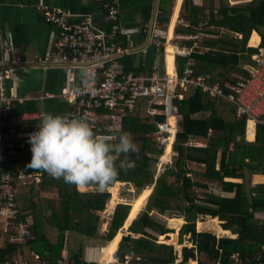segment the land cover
<instances>
[{"label": "trees", "instance_id": "1", "mask_svg": "<svg viewBox=\"0 0 264 264\" xmlns=\"http://www.w3.org/2000/svg\"><path fill=\"white\" fill-rule=\"evenodd\" d=\"M173 4L174 0L160 1L158 18L165 29L170 21ZM181 16L192 25L185 28L190 32H197L198 26L227 30L218 38L203 37L199 44L204 49L197 47L191 52L195 71L209 74V81L221 84L233 79V73L248 75L244 67L255 63L252 55L259 50V47L248 46V40L250 45H256L259 38L256 33H252L250 38L253 30L259 32V46L264 47V0H202L199 6L193 0H184ZM175 18L176 15L173 22ZM233 31L242 36L234 35ZM187 58V55L176 57L180 69ZM123 70L136 71L137 68L126 60ZM174 93L171 89L168 92L167 115L168 124L176 126ZM218 101L208 98L201 89L185 90L183 97L177 100V113L181 117L179 129L175 140V134L170 136L164 152L163 147L148 138V134L157 129L158 122L166 119L164 105H157L158 112L153 116H142L138 109L123 118L114 132L117 136L130 134L139 148V154L129 153L127 157H117L118 167L121 161L126 160V164L119 169L116 183L110 184L111 195L104 196L97 203L95 210L98 216L90 209L92 204L89 209L84 208V202L74 184L66 183L62 178H54L44 170H36L42 172V180L36 185L22 188L18 195L20 217L30 221L35 234V238L26 245L40 257L48 256L55 263L61 255L66 238L68 247L71 239L68 237L71 235L78 233L82 240L92 236L98 217L102 220V228H107L115 204L125 202V199L118 196L119 187L131 182L138 192L148 190L146 195L135 196L131 201L132 208L129 203H118L109 231L99 233L103 244L115 236L107 245H118L116 253L121 259L125 254L132 253L127 264H189L185 255L176 263L177 250L184 253L187 246L182 243L185 239L196 246L197 264L264 263V183L251 185L247 176L250 171L264 173V123H257L255 139L248 141L246 119H226L220 111L222 104ZM249 134L253 137L254 132ZM191 137L206 139L207 145H188ZM28 140H25L26 147L30 148L28 152L17 153L20 149L18 146L7 149L8 162L5 166L0 165V170L10 169L14 174L19 168L34 170L27 167L32 159ZM173 140L175 155L166 166L172 154ZM194 164L199 168L193 167ZM226 177L242 178V181L226 180ZM253 181L264 182V175H254ZM211 184L219 185L223 191L232 195L217 194L211 189ZM145 202V209L140 212ZM154 211L169 217L184 218L179 228L181 243L174 228L154 217ZM205 215L219 216L224 229L218 218L217 230L225 233L231 231L236 236H217L211 231H198L197 221ZM128 227L135 236L130 235L129 241H120ZM51 229H55L54 240L49 236ZM67 231L69 235H66ZM157 233L164 242L158 241ZM17 245L21 246L9 241L7 248H0V261L12 258ZM191 247L189 259L195 262V250ZM81 252L72 248L71 253L79 256ZM234 254H237L236 257ZM77 261L78 264H95L82 259ZM110 262L103 260L100 264ZM117 264L124 263L121 261Z\"/></svg>", "mask_w": 264, "mask_h": 264}, {"label": "crops", "instance_id": "2", "mask_svg": "<svg viewBox=\"0 0 264 264\" xmlns=\"http://www.w3.org/2000/svg\"><path fill=\"white\" fill-rule=\"evenodd\" d=\"M160 1L161 0H118L120 6V14H121L120 15L121 28L117 40L123 47L127 49V53L124 54L119 59L122 68L127 60L128 64L132 63L133 67L137 68L136 71L134 70V72L136 73L153 74V72H156L159 75H164V76L165 75L171 76L175 73L181 74L187 60L190 58L193 60V58L190 56L191 52L197 47H199V49L201 50L204 49V47L200 46L199 44L203 37L207 36L212 38H218L219 36L223 35V32H227V30L225 29L215 30L213 28H203L201 26L197 27V32L195 33L185 30L186 27L192 25L190 24L184 25L182 22H180V20H183V22H188L181 16L182 4L184 0H174L170 21L167 25V28L165 29L162 27L161 22L158 18V15L160 13ZM231 1L236 2L237 0H231ZM193 2L198 6L202 4V0H193ZM44 6L67 10L70 12L74 20H78L82 16H89L91 17L94 26L100 30H108L110 23L107 19L105 10L101 6L100 0H0V33L2 35V40L0 41V75L3 72L7 73V76L4 78V86L6 88L5 91L7 92V94L13 97L11 104V112L14 113L28 112L30 114L45 113L52 115H57V114L67 115L69 111L72 109L73 104L63 99L62 96L60 97L59 93L65 87L77 85L81 81L89 79L90 77L89 69L87 67L76 68L71 65H60V66L52 65L46 68L41 66H32V65H16L13 62V53L10 49L11 47H14L17 53L21 57L30 56L36 58L42 57L45 55V53L53 50L54 42L58 36V27L55 24L46 22L44 18V10H43ZM177 8L178 10L176 11ZM148 15L150 16L147 18ZM175 15L176 18L173 22V17ZM178 26L180 27L179 29H177ZM200 30H204L205 34L202 35L201 37L195 38L194 36L197 35L200 32ZM252 33H256L259 38L258 40H256V45H250L248 40V46L260 47L259 44L261 41V36L259 32L253 30L251 32L250 38L252 36ZM233 34L237 35L238 37L242 36V34L237 33L235 31H233ZM171 35L172 38L170 41L174 48H169L168 50L167 44L169 42V37ZM188 36H193V37H188ZM156 38L159 39L160 41L159 43H157ZM178 55L188 56L186 62L183 64L182 69L178 67V63L176 60V57ZM244 69L248 70L249 65L245 66ZM169 71L172 72L170 73ZM187 89H180V88L175 89L176 131L174 135V140L181 123L180 121L181 117L177 113V100L183 97V94ZM179 92L181 95H178ZM204 93L208 98L219 100L218 102L222 104L220 111L226 119L231 120L234 117L243 118L238 115L236 106L232 102L220 97H211L206 92ZM21 97H26V99L23 102H20L18 101L17 98H21ZM167 98L168 96L166 97V102L164 104L165 106L164 113L166 116L165 120L168 122ZM228 104L233 105V107L235 108L234 115L232 114L231 117L226 116L224 112L225 111L224 109L228 107ZM141 114L142 116H147V114L144 111H141ZM40 122L41 119L38 117L29 118L22 120L19 123L13 125V129L6 130V132L4 133V139L8 145V148H12L13 146H18L20 149L17 150V153L28 152L30 148L26 147L25 140L29 138V134L38 130L37 125H39ZM256 125H254L253 127V132H254L253 138L251 139V137H249L250 138L249 139L248 132H250V127H249V121L246 120V128H247L246 136L248 138V141L249 140L252 141L255 139L254 136L256 134V130H255ZM174 140L172 143V154L166 166L170 162H172L173 156L175 155V152L173 150ZM194 140H195V144H188V145H195V146L207 145L206 139L194 138ZM164 147H163V152H164ZM192 166L199 168V166L195 164ZM163 171L161 172V174L163 173ZM254 175H264V173H257L250 171L247 174V176L251 185H255L257 183H264V182H254L253 181ZM225 179L235 182L242 181V178L226 177ZM123 182H127V181H123ZM127 186L132 187L134 185L131 182H128ZM211 189L215 191L217 194L223 196L232 195V193L223 191L222 188L217 184H211ZM77 190L79 191L80 198L84 202V208L89 209L90 205L92 204L93 207H91L90 209H92V211L98 216L95 207L97 203L104 196L111 195L110 191L112 190V187L108 186L105 189L108 190V192L98 191L97 187H94L92 185H89L83 191L79 189ZM140 192H137L135 196H137ZM117 193L119 197L125 199V202L122 201L120 202L129 203L132 208V204H131L132 200L129 195L131 193H129L128 190L117 191ZM51 195L52 194H49V196ZM120 202H117L115 204L112 210V215L109 218L107 228H102V220L101 218L98 217L97 224L94 229V234L92 236H87L83 238V240L81 235L78 233L74 234L73 237H71L72 235L69 236L68 238L71 237L72 239L69 240L68 247L72 245L70 248L67 247L68 239L66 238L63 248H66V252H67L66 254L71 259L76 260L77 263H78L77 261L78 259L85 260L87 263L95 262V264L103 261V259L99 260V256L101 254H103L104 256L105 254L104 248L106 247L107 243L110 240H112L115 236L109 241H107L105 244H103L101 237H99V233L105 234L109 231L115 207ZM128 215L126 219L128 218ZM138 215L139 214H137V216ZM205 217L209 219L210 217L213 216L205 215L202 217V219L197 221V224L199 221L200 222L206 221ZM214 217L220 219L219 216H214ZM169 218L182 220V222H180L181 224L178 225V227L176 228L175 226H172L171 224L167 223V225L170 228H174L175 232L177 233L178 241L180 242L179 228L184 223V218L181 216L179 217L175 216ZM220 222L222 223L221 219ZM197 224H196V228L198 231H210L209 230L210 226L208 227L204 225L202 226V228H198ZM0 227L2 230L0 238L2 236L4 237L3 240H0V248H7L9 241L7 239V236L5 235L6 233L3 231V224H0ZM129 227L125 231L120 241L122 240L129 241L130 235L135 236V234L129 230ZM168 233H174V232H168ZM224 234H228V233L224 232ZM66 235H69L68 231L66 232ZM76 235L78 237H76ZM228 235L232 237L236 236V234H232L231 231ZM49 236L53 240L55 239V234H52L50 230H49ZM156 236L159 237V234L157 233ZM158 241L164 242L161 240ZM95 242L99 243L98 248L94 246ZM16 244H21V243H16ZM77 245L78 246L80 245V247H78ZM17 246L18 247H16L15 250L12 252L13 255L12 258H6V259L9 260L25 259L30 263H39L41 258H43L40 257L39 254L32 252L31 249L26 244H21V246L19 245ZM192 246L194 247L195 245L192 244ZM117 247H114L113 252L117 251ZM72 248L75 249V251L82 250L81 255L78 256L77 254L71 253ZM7 250L9 251V249ZM195 252L197 253L196 246H195ZM182 254L183 253H180V255ZM184 255H186L185 251H184ZM184 255L181 256V259H178L179 258L178 256L176 263L181 261ZM236 255L237 254H234L235 257Z\"/></svg>", "mask_w": 264, "mask_h": 264}, {"label": "built area", "instance_id": "3", "mask_svg": "<svg viewBox=\"0 0 264 264\" xmlns=\"http://www.w3.org/2000/svg\"><path fill=\"white\" fill-rule=\"evenodd\" d=\"M110 23L108 30H100L93 24L91 17L82 16L74 20L69 11L61 8L44 6L46 22L57 25L58 36L53 50L42 57H21L14 47L13 62L16 65L49 67L52 65H71L76 68L87 67L90 77L77 85L65 87L59 96L73 104L66 115L88 122L99 135H115L114 130L122 123L123 118L134 114L138 109L153 116L158 112L157 105H164L170 87L174 89H201L211 97H220L232 102L239 116L248 121L264 123V47L252 55L255 63L249 66L248 75L233 73V79L209 81L210 75L197 72L194 61L187 60L181 74L159 75L140 74L124 71L119 59L127 53L117 40L120 32V6L118 0H100ZM189 25V22H183ZM147 26V25H146ZM201 29V28H200ZM204 30L194 37H201ZM186 37V36H185ZM193 37V36H188ZM157 43H159V39ZM2 35L0 33V41ZM0 75V164L8 162V145L4 139L6 130L22 120L38 117L42 120L45 113L11 112L13 97L5 91L4 78ZM178 95H181L180 92ZM182 98V97H181ZM23 102L26 97L17 98ZM169 135L168 122H158L157 129L148 134V138L158 146L164 147ZM187 144H195L190 138ZM42 180V173L36 170L18 169L14 174L10 169L0 170V224L10 242L27 244L35 238L30 221L20 217L21 210L18 195L22 188L36 185ZM63 248L61 256L52 263L48 256L39 263H30L25 259H5L0 264H78L71 259ZM132 253L121 259L117 253L109 264L121 261L127 264ZM255 264H261L255 262Z\"/></svg>", "mask_w": 264, "mask_h": 264}, {"label": "clouds", "instance_id": "4", "mask_svg": "<svg viewBox=\"0 0 264 264\" xmlns=\"http://www.w3.org/2000/svg\"><path fill=\"white\" fill-rule=\"evenodd\" d=\"M37 128L29 134L32 159L27 167L44 170L82 191L89 185L104 191L125 167L126 160L117 166V157L139 154L130 134L99 135L84 119L45 114Z\"/></svg>", "mask_w": 264, "mask_h": 264}, {"label": "rangeland", "instance_id": "5", "mask_svg": "<svg viewBox=\"0 0 264 264\" xmlns=\"http://www.w3.org/2000/svg\"><path fill=\"white\" fill-rule=\"evenodd\" d=\"M225 111V114H226V116H228V117H231L232 116V114L234 115V112H235V108L233 107V105H231V104H228V107H226L225 109H224ZM248 135H249V137H251L250 136V134H249V132H248ZM253 137H251V139H252ZM144 189V188H143ZM121 190H128V192L129 193H131V194H129L130 195V198H131V200H133V198L135 197V195L137 194V192L138 191H136V188L134 187V186H132V187H128L127 185L126 186H121V187H119V189H118V191H121ZM130 190V191H129ZM131 190H132V192H131ZM104 191H107L108 192V190H104ZM147 191L148 190H146L145 191V189L144 190H142L138 195H137V197H140V195L142 194V196L143 195H146V193H147ZM49 195V194H48ZM128 195V196H129ZM148 200V199H147ZM147 200H146V202H147ZM146 202L144 203V206L142 207V210L140 211V212H142L144 209H145V206H146ZM152 214H153V216L154 217H156V218H158V219H160V220H163L164 222H167L168 224H171L172 226H175V228L176 227H178V225H180L181 223L180 222H175V221H173L172 222V220H170V218H169V216H167V215H161L160 213H158V212H156V211H154V212H152ZM205 220L206 221H208L209 219L208 218H206L205 217ZM181 222H182V220H181ZM220 224H221V222H220ZM199 228V227H198ZM213 227H209V230L210 231H212V232H215L216 234H217V236L218 235H222V234H224V232H220V231H218L217 229H215V228H213ZM51 231V233L52 234H55V229H51L50 230ZM229 231V230H228ZM229 234V233H228ZM71 237H73V235L71 236ZM76 237H78L77 235H76ZM158 237V236H157ZM4 239V237L2 236L1 238H0V240H3ZM72 240V239H71ZM158 240H160V237H158ZM98 241V240H97ZM93 243V242H92ZM170 244H172V243H170ZM183 244H187V246H186V248H185V256H186V259H187V261L189 262V264H197V253L195 252V256H194V261L195 262H192L190 259H189V255L192 253V247H191V242H189V240H187V239H185L184 241H183ZM72 246V245H71ZM94 246H96L97 248H98V246H99V243H94ZM174 247H175V249H176V246L174 245ZM237 248H239V246L237 247ZM98 250V249H97ZM113 250H114V247L113 246H109V245H106V247L104 248V251H105V254H104V256H103V254H101L100 256H99V260H101V259H103V260H106V261H111V257H112V253H113ZM177 250V249H176ZM194 250H195V246H194ZM177 253H179L178 254V256H179V258L178 259H181V256H183L184 255V253L182 254V255H180V252L179 251H177ZM188 253V254H187Z\"/></svg>", "mask_w": 264, "mask_h": 264}, {"label": "bare ground", "instance_id": "6", "mask_svg": "<svg viewBox=\"0 0 264 264\" xmlns=\"http://www.w3.org/2000/svg\"><path fill=\"white\" fill-rule=\"evenodd\" d=\"M171 38H172V35L169 37V42L167 44V48H174L173 45L171 44V41H170ZM169 72L171 73L172 71H169ZM170 89L175 92V89H174L173 86H171ZM173 96H174V98H176L175 93L173 94ZM249 127H250V132H252L253 131V127H254V122L253 121L249 122ZM168 128H169V135H168V139H167V143H166L165 147L169 144L170 136L175 134V131H176V126L168 124ZM171 220H172V222L173 221L181 222V219H171ZM218 224H219V221H218V219L216 217H210L208 221H204V222L203 221H201V222L199 221L197 225H198L199 228H202V226L206 225L208 227L210 226V227H213V228L217 229ZM114 254H115V251L112 253L111 261H113V259H114ZM100 263L101 262H98L97 264H100Z\"/></svg>", "mask_w": 264, "mask_h": 264}]
</instances>
